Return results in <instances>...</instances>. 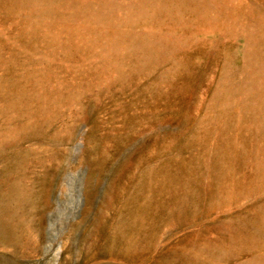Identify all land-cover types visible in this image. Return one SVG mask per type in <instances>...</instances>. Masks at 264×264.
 Here are the masks:
<instances>
[{
	"label": "rangeland",
	"instance_id": "rangeland-1",
	"mask_svg": "<svg viewBox=\"0 0 264 264\" xmlns=\"http://www.w3.org/2000/svg\"><path fill=\"white\" fill-rule=\"evenodd\" d=\"M0 264H264V0H0Z\"/></svg>",
	"mask_w": 264,
	"mask_h": 264
}]
</instances>
